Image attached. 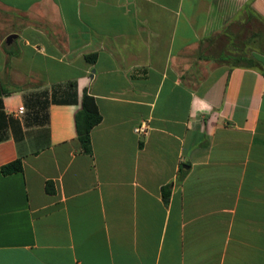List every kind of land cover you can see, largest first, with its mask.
<instances>
[{"label":"crops","instance_id":"crops-1","mask_svg":"<svg viewBox=\"0 0 264 264\" xmlns=\"http://www.w3.org/2000/svg\"><path fill=\"white\" fill-rule=\"evenodd\" d=\"M263 28L264 0H0V264H264Z\"/></svg>","mask_w":264,"mask_h":264},{"label":"trees","instance_id":"trees-1","mask_svg":"<svg viewBox=\"0 0 264 264\" xmlns=\"http://www.w3.org/2000/svg\"><path fill=\"white\" fill-rule=\"evenodd\" d=\"M86 59L92 61L95 54H87ZM245 62H249L250 65L252 59H244ZM37 97L39 95H46V91H42L35 94ZM102 120V114L99 110L95 97L90 94L87 90L84 91L81 101V107L75 113V127L77 140L80 142L83 152L92 154V143H91V130ZM23 170V164L21 159H16L5 163L1 166V171L3 174H10L13 172H19ZM50 189V188H49ZM164 199H168V189L163 188Z\"/></svg>","mask_w":264,"mask_h":264},{"label":"built area","instance_id":"built-area-1","mask_svg":"<svg viewBox=\"0 0 264 264\" xmlns=\"http://www.w3.org/2000/svg\"><path fill=\"white\" fill-rule=\"evenodd\" d=\"M21 110L23 107L20 108ZM149 123L146 121H142L140 124H138L134 130L138 135H145L149 131Z\"/></svg>","mask_w":264,"mask_h":264},{"label":"rangeland","instance_id":"rangeland-1","mask_svg":"<svg viewBox=\"0 0 264 264\" xmlns=\"http://www.w3.org/2000/svg\"><path fill=\"white\" fill-rule=\"evenodd\" d=\"M248 50V49H247ZM259 50L264 52V28H263V35L260 41Z\"/></svg>","mask_w":264,"mask_h":264},{"label":"water","instance_id":"water-1","mask_svg":"<svg viewBox=\"0 0 264 264\" xmlns=\"http://www.w3.org/2000/svg\"><path fill=\"white\" fill-rule=\"evenodd\" d=\"M16 36V34H10L8 37H7V43H10L12 38H14Z\"/></svg>","mask_w":264,"mask_h":264}]
</instances>
